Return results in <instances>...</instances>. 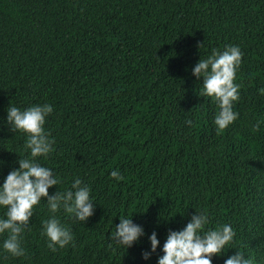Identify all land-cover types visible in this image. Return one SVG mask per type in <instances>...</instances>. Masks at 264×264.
<instances>
[{
  "label": "trees",
  "instance_id": "16d2710c",
  "mask_svg": "<svg viewBox=\"0 0 264 264\" xmlns=\"http://www.w3.org/2000/svg\"><path fill=\"white\" fill-rule=\"evenodd\" d=\"M226 45L242 53L240 87L237 117L219 130V105L199 96L191 68ZM262 90L264 0H0V179L26 155L5 110L49 104L52 151L37 158L59 177L49 194L79 177L96 203L85 221L56 213L73 240L53 251L42 199L22 234L25 254L0 250V264H156L158 252L141 257L147 233L162 242L194 211L207 216L205 231L234 232L212 264L236 250L264 264ZM132 214L145 237L116 247L110 234Z\"/></svg>",
  "mask_w": 264,
  "mask_h": 264
},
{
  "label": "clouds",
  "instance_id": "9594fccd",
  "mask_svg": "<svg viewBox=\"0 0 264 264\" xmlns=\"http://www.w3.org/2000/svg\"><path fill=\"white\" fill-rule=\"evenodd\" d=\"M241 58L239 46L226 45L223 50L212 49L191 68L194 77L202 78L199 96L210 97L219 105V113L213 121L219 130H224L237 117L232 105L239 98L240 85L234 80ZM5 111L4 123L8 131L25 136L23 151L26 155L22 158L16 155L13 163L17 166L11 167L0 179V207L5 208L4 216L0 217V234L6 235L0 242V250L13 257L25 254L22 234L33 215L34 206L43 199L49 216L42 221L41 231L49 249L55 251L73 240L70 229L59 222L56 213L62 209L75 220L85 221L93 215L96 203L90 188L79 177H75L70 188L63 192L55 189L49 194V188L60 180L37 158L52 151V140L43 128L46 116L52 111L51 105L25 108L9 105ZM3 164L4 161L0 160V165ZM109 175L117 181L122 178L115 169ZM132 216L119 217V223L115 224L110 239L116 247L129 249L145 237L143 225L134 222ZM207 223L208 218L203 212L194 211L182 227L168 228L162 242L156 230H152L147 233L148 248L141 251V257L148 260L158 252L156 264H212V256L223 254L225 245L233 240L234 232L229 224L205 231ZM223 264H253V260L236 250L224 259Z\"/></svg>",
  "mask_w": 264,
  "mask_h": 264
}]
</instances>
